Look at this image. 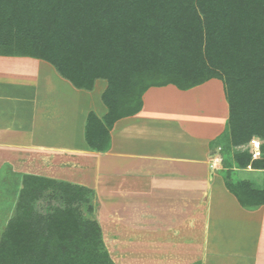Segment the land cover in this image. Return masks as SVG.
<instances>
[{
    "label": "trees",
    "instance_id": "obj_1",
    "mask_svg": "<svg viewBox=\"0 0 264 264\" xmlns=\"http://www.w3.org/2000/svg\"><path fill=\"white\" fill-rule=\"evenodd\" d=\"M0 55L42 59L78 89L91 91L98 79L106 80L108 113L99 118L89 112L85 128L97 152L108 148L117 120L141 110L150 87L189 90L221 79V70L230 72L228 125L237 115L252 116L234 129L233 145L264 136V0H0ZM249 98L251 104L243 103ZM253 123L259 128L247 129ZM250 160L249 148L236 155L241 167ZM253 165L264 168V161ZM46 185L57 186L67 204L47 217L32 206ZM240 185L228 188L243 206L264 204V192L256 201ZM88 194L94 190L85 185L27 175L0 242V262L115 264L99 221L74 207Z\"/></svg>",
    "mask_w": 264,
    "mask_h": 264
},
{
    "label": "crops",
    "instance_id": "obj_2",
    "mask_svg": "<svg viewBox=\"0 0 264 264\" xmlns=\"http://www.w3.org/2000/svg\"><path fill=\"white\" fill-rule=\"evenodd\" d=\"M2 57L0 153L10 157L13 146H33L45 150L41 159L49 169L89 167L90 184H78L103 194L110 217L124 230L185 234L187 248L179 244L178 250L186 264H264V204L243 206L228 188L249 180L264 185V168L253 165L264 161V153L260 145L254 158L251 142L250 163L241 167L236 155L243 151L234 145L231 154L224 150L219 139L229 105L219 82L189 90L150 87L141 110L117 120L109 128L108 148L97 152L88 146L85 128L89 112L99 118L108 113L102 101L107 81L98 79L91 91L72 85L85 94L80 96L57 71L61 79H54L48 62L40 69L33 57ZM58 82L62 92L54 86ZM74 93L82 99L68 100Z\"/></svg>",
    "mask_w": 264,
    "mask_h": 264
},
{
    "label": "rangeland",
    "instance_id": "obj_3",
    "mask_svg": "<svg viewBox=\"0 0 264 264\" xmlns=\"http://www.w3.org/2000/svg\"><path fill=\"white\" fill-rule=\"evenodd\" d=\"M7 56L17 58L32 57L19 55H0L2 59H5ZM33 58L36 62H38V68L41 69V66L45 63V61L35 57ZM10 64L11 63L8 62L7 65L4 64V67L9 68ZM51 69L54 73V79L55 77H59L56 74V68L54 67V69ZM240 69L241 68H237L235 72H238ZM220 73H223V77L221 79L214 78L209 81L219 82L225 90L228 88L230 82L228 76L230 72L229 70L226 72L221 70ZM155 75L153 76V79L155 77L157 78L154 81H157L161 78L158 77L157 74ZM39 77L41 79V76ZM62 79L66 81L64 84H69L78 95H85L77 92L73 87L74 85L69 80L65 79L64 77H62ZM62 85L63 84H61V82H58L54 86H58L55 87L57 90L60 87V92H62ZM240 88L241 87L239 86V89ZM67 96L69 97L68 100L71 99L73 102L82 99L81 97L75 95V93L74 95L70 94ZM250 99L251 98L244 101L243 103H246V105L251 104ZM243 116L244 117L237 115L233 118V120L231 119V123L228 125L226 133L223 135L222 139H219L225 144L224 150L230 154L235 139L234 129H240L245 120L252 119V116L247 113L243 114ZM252 126H254V128H259L257 123H253L250 125L248 124L247 129H250ZM254 137L255 136H253V138ZM261 137V143L263 144L264 150V136ZM31 149H33V151ZM13 150H15L14 146L11 147L10 152L12 151V153H10V157H6V154L0 153V242L4 232L7 230L8 224L16 215L17 205L19 203L27 175H35L56 181L70 182L73 184H90L89 181L91 179V170L89 167L84 168V170L79 168L76 169V165L73 163L69 164L67 168L62 169L61 171L58 170L57 165H52L53 167L49 169L46 166L47 164L44 165L43 159H41L42 155L46 153L44 152V149L33 146H21L19 150ZM52 153H54L55 157V152L52 151ZM56 160L57 159L55 158H51V163L53 162L54 164H57ZM231 160L232 159L230 158L228 163L229 165ZM255 181H258V179ZM241 183H243V181H241L240 184ZM245 185L249 195L255 196L256 201H259L260 198L257 197L256 194L258 191L264 192L263 183H252V180H249V182H245ZM102 195L99 193L98 189L96 191L94 190V194H88L85 201L79 202L78 204L76 203L74 207H76L84 217L96 218L99 221L102 228L105 245L115 264H177V258L182 260V262L184 261L183 264H186V258L183 259L181 256L183 251L178 250L179 244L187 248L189 240L185 237V234L173 233L166 235H154L140 233L136 230H124L125 228H123L121 222L114 217H110L108 214L106 210L105 199H103ZM32 206L36 213L47 217L54 213L57 209L65 208L67 204L60 192V189L57 186L46 185L42 187V190L39 193H37L35 199L32 201ZM188 250L189 252L191 251L190 246ZM164 252H169V256L164 254ZM0 264L2 263L0 262Z\"/></svg>",
    "mask_w": 264,
    "mask_h": 264
},
{
    "label": "built area",
    "instance_id": "obj_4",
    "mask_svg": "<svg viewBox=\"0 0 264 264\" xmlns=\"http://www.w3.org/2000/svg\"><path fill=\"white\" fill-rule=\"evenodd\" d=\"M252 144H253L252 149L254 150L253 157L257 158L260 155V144H261V141H260V139H254L252 141ZM237 148L240 149L241 151H245V150H247L249 148V145H247V146H239Z\"/></svg>",
    "mask_w": 264,
    "mask_h": 264
}]
</instances>
